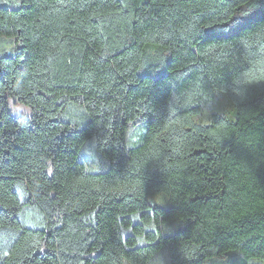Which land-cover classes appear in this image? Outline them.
I'll use <instances>...</instances> for the list:
<instances>
[{"label": "trees", "instance_id": "1", "mask_svg": "<svg viewBox=\"0 0 264 264\" xmlns=\"http://www.w3.org/2000/svg\"><path fill=\"white\" fill-rule=\"evenodd\" d=\"M239 10L0 0V264H264V35L207 39Z\"/></svg>", "mask_w": 264, "mask_h": 264}, {"label": "snow or ice", "instance_id": "2", "mask_svg": "<svg viewBox=\"0 0 264 264\" xmlns=\"http://www.w3.org/2000/svg\"><path fill=\"white\" fill-rule=\"evenodd\" d=\"M231 2L235 3L240 10L239 12L232 13L230 17L225 14V17L222 20L221 28V33L225 34L211 35L208 36L207 39L228 40L233 36H244L246 33L256 32L257 29H259L260 33L264 35V0H231ZM249 8H251V11H249ZM197 39H199V37H197ZM236 84L248 86L256 84L258 85L259 90L264 93V76H262L259 81H253L250 79H245V77L242 75L236 81ZM256 90L257 89L255 87H241L240 90L237 91L235 87H232L230 88L227 96L222 97L217 94L214 102L215 104H219L221 102L227 103L229 100L235 101L239 99L241 92H253ZM153 194L154 193L146 187V195L152 196ZM0 211H3V209L0 208ZM129 231H131V229H129ZM4 255L7 256V253ZM168 255V264H174L171 259V256L173 255L172 250H169ZM229 259L230 264H241V258L239 255L230 256Z\"/></svg>", "mask_w": 264, "mask_h": 264}, {"label": "rangeland", "instance_id": "3", "mask_svg": "<svg viewBox=\"0 0 264 264\" xmlns=\"http://www.w3.org/2000/svg\"><path fill=\"white\" fill-rule=\"evenodd\" d=\"M223 97V95H220ZM215 101V100H214ZM212 112H216L219 114H222L228 118L232 117V105L230 103V101H228L227 103H219V104H215V102H213V104L210 107H204L203 111L201 112V115L197 118L199 122H205L208 117L209 114Z\"/></svg>", "mask_w": 264, "mask_h": 264}]
</instances>
